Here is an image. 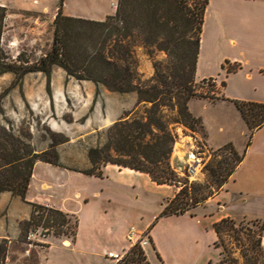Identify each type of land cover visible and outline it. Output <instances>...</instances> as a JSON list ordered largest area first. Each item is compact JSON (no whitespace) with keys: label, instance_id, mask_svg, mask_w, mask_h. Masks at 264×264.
Here are the masks:
<instances>
[{"label":"crops","instance_id":"1","mask_svg":"<svg viewBox=\"0 0 264 264\" xmlns=\"http://www.w3.org/2000/svg\"><path fill=\"white\" fill-rule=\"evenodd\" d=\"M117 4L114 3L113 12L91 15L77 9L70 11L64 4L63 13L104 20L116 12ZM211 77L217 80L216 96L264 102V0L209 1L195 78L198 82ZM44 84L42 82L41 88ZM97 88L93 81L70 77L60 66L53 68L50 97L56 117L48 122L69 140L57 147L60 165L36 162L25 199L9 191L0 193V238L10 242L18 239L20 221L30 218V202H37L75 214L79 219L76 238H69L70 244L61 243L64 255L48 258L58 241L51 238L47 255L41 258L43 264H115L113 256H123L133 246L128 238L132 226L149 238V244L143 248L149 264H153V259L148 248L159 264H215L221 259L220 250L214 244L218 239L212 227L216 221L227 216L264 220V125L253 131L248 144L249 126L235 103L228 99H203L205 106L208 103L225 105L232 114L229 124L219 126L218 141H212L204 125L206 141L215 149L232 142L238 151L244 152V157L223 188L206 200L195 215L161 216L176 191L172 185L158 184L146 172L113 163L103 167V176L83 172L92 167L90 147L105 142L99 133L138 103L136 92L120 93L122 104L111 114L108 98L116 94L100 85V95L94 103ZM28 98L32 108L37 109V99ZM69 101L73 106L70 122L64 119ZM237 127L243 138L241 144L233 135ZM184 128H177L181 134L177 144L189 151L191 139L202 138V135L185 133ZM40 165H46L44 171L47 172L64 169V180L49 178L48 174L39 177ZM36 179L41 188H36ZM58 186L64 187V193L54 191ZM262 247L264 249V234Z\"/></svg>","mask_w":264,"mask_h":264},{"label":"trees","instance_id":"2","mask_svg":"<svg viewBox=\"0 0 264 264\" xmlns=\"http://www.w3.org/2000/svg\"><path fill=\"white\" fill-rule=\"evenodd\" d=\"M209 1L118 0L114 14L104 20H92L65 15L64 0H59L51 50L31 64L12 61L2 65L0 62V73H15L22 89L26 74L43 72L51 94L52 70L57 65L68 76L90 80L97 85L94 103L100 95V85L119 93L136 92L138 105L144 104V109L142 112H137V109L127 112L125 117L107 128L105 142L90 147L92 167L83 172L103 176V167L113 163L146 172L158 184H173L177 179V172L171 164L178 140L176 129L184 126L192 134L204 129L202 118L190 109L189 103L194 97L222 98L234 102L249 126L248 144L253 131L264 125V102L208 96L198 93L195 88L196 64ZM138 42L143 44L152 59L154 74L149 78H144L138 69L135 52ZM156 48L167 54L166 61L154 58ZM22 94L27 101L23 89ZM5 96V92L0 94V114L6 117ZM6 120L9 126L0 124V193L9 191L25 199L36 162L60 165L57 147L69 138L49 127L50 144L41 151L32 144L30 131L17 133L11 121ZM214 156L221 158L206 163V182H193L177 190L161 216L195 215L193 209L223 188L243 160L244 152L239 153L229 142L220 147ZM30 204V218L19 223L22 242L30 243L27 237L38 228L43 229L44 236L52 234L57 239L62 236L76 238L79 219L75 214L37 202ZM213 226L218 236L215 246L222 247L221 259L215 264L239 263V259L233 258L223 244V235L227 232H232L240 243L244 264H264L261 258L264 256V220L250 219L246 225L227 216ZM241 233L246 234L245 240ZM9 243V239L0 238V264H8ZM136 249L142 257L140 259L145 260V252L140 246L134 245L130 251Z\"/></svg>","mask_w":264,"mask_h":264},{"label":"rangeland","instance_id":"3","mask_svg":"<svg viewBox=\"0 0 264 264\" xmlns=\"http://www.w3.org/2000/svg\"><path fill=\"white\" fill-rule=\"evenodd\" d=\"M115 2H118V0H64L65 6H67V9L70 11H72V9H77L76 11H81L80 13L90 15L104 11L113 12ZM58 3L59 0H0V62L2 65L12 61L17 64H31L39 60L42 56H45L46 53L51 50L55 35L56 16L54 17V15L58 11L56 10ZM135 52L138 58L139 71L142 73L144 78L151 77L154 74L152 59L148 56L146 48L141 42H138L135 46ZM154 58L166 61L167 54L156 48ZM27 60L28 62L26 63L25 61ZM54 67L58 66L56 65ZM42 82H45L42 87L43 89L41 88ZM20 83L21 81L17 79L15 73H0V94L4 92L6 93L3 100L6 117L0 114V124L9 126V123L6 120V118H8L17 133L19 131H30L32 133V144L36 149L42 150L50 144L51 132L49 131V127L54 130L48 120L54 121V117H56L55 109L52 105L50 97L51 94L48 92L47 88V78L43 72H30L24 76L22 80V89L28 104L23 97ZM194 85L197 92L200 94H206L208 96H216L217 94V87L215 84L206 85L202 81H195ZM114 93L116 95L108 98V105L110 107L111 114L116 113L122 104L121 97H119L121 94L119 92ZM28 96L32 99H37V102L35 103L37 109L32 108ZM207 98L208 97L205 96L194 97L190 102V109L194 115L196 114L202 117L204 125L209 132L212 141H218L221 137L219 126L229 124L232 121V114L225 108V105L223 107V105L220 104L216 105L208 103L205 106L203 104V99ZM72 108V102L69 101V108L64 114V119L69 122L73 119ZM136 109L137 112H142L144 104L141 103L138 105V103H136L134 108L130 111ZM80 110H82V106L80 107ZM123 117H125V115ZM94 122H96V120ZM108 127L104 128L101 134L99 133V135H103L105 139ZM176 131L178 133V140H180L181 134L178 129H176ZM184 132L192 134L185 128ZM197 132L202 135V139L207 146V148L204 146L201 148V151L205 152L201 154L204 157L205 163L213 160L214 158H221L220 156H214V153H216L219 148L215 149L210 147L206 141L205 130L199 129ZM229 132L230 130H228V133ZM233 135H235L238 143L241 144L243 142V138L240 134H238V127L237 130H233ZM175 145L177 146H175V151L171 156V164L175 167L178 165L183 166L187 159L188 150L186 151L183 145L179 143ZM197 145L202 146V143L199 144V142H197ZM238 152L241 153L240 151ZM44 166L46 165H40L38 168V176L48 174L49 178L56 177L59 180H64V169H55L56 171L47 172L44 171ZM177 179L187 181L186 177L179 173L177 174ZM206 180L207 173L205 168H203L202 172L198 175L197 179H194L193 182L205 183ZM34 182L37 189L41 188V183L38 179L34 180ZM169 185H172L173 190L177 191L176 186L173 184ZM54 191H56L57 194H62L64 193V187L58 186ZM204 204L205 202H202L199 206H197V208L193 209V211L197 213L200 206H203ZM200 211H203V209ZM249 220L250 218L237 219L238 222L243 221L246 225ZM212 227L215 231L214 226ZM42 232V228H38L37 230L30 232V237H27V240H29L30 243L22 242L20 240V236L18 239L10 242L7 257L8 264H43L41 258L46 257L50 239L55 236L52 234L44 236ZM241 237L245 240L246 234L241 233ZM68 239L69 237L67 236L60 237L58 241H56L53 248L49 251L48 258H60V256L64 255V247L61 246V243L66 244V242L69 241ZM217 240L218 239H216V241ZM223 240V244L227 246L231 256L239 259L238 264H244L240 243H238V240L233 233H225L223 235ZM216 248H218L220 250L219 252H221L222 247ZM148 251L149 255L153 259V264H159L153 256L152 250L148 248ZM140 258L142 257L139 256V250L136 249L130 251V253H125L122 260L117 264H149L146 259L141 260ZM261 258L264 259V256H261Z\"/></svg>","mask_w":264,"mask_h":264},{"label":"built area","instance_id":"4","mask_svg":"<svg viewBox=\"0 0 264 264\" xmlns=\"http://www.w3.org/2000/svg\"><path fill=\"white\" fill-rule=\"evenodd\" d=\"M216 81H217L216 78L211 77V78H206L202 82L205 83L206 85L208 84L216 85ZM195 133H193L192 135H195ZM191 140L192 141L190 143L185 164L183 166L178 165L177 167L172 166L174 170L177 172V174L179 173L184 177H186L187 179V181H182L179 179L173 181V185L177 187V190H180L186 185H191V183H193L194 179H197L198 175L202 172L203 168H205L206 165L204 161V157L201 155L202 153H205L204 151H201V148L203 146L207 148L204 140L202 138H198L197 136H194ZM197 142H199V144L202 143V146L197 145ZM175 148L176 147H174V151ZM128 238L133 244V246L138 245L141 248H144L150 242L148 236L144 232L138 230L136 226H132L130 228ZM113 257L116 260V264L120 262L123 258V256H119V255H114Z\"/></svg>","mask_w":264,"mask_h":264},{"label":"bare ground","instance_id":"5","mask_svg":"<svg viewBox=\"0 0 264 264\" xmlns=\"http://www.w3.org/2000/svg\"><path fill=\"white\" fill-rule=\"evenodd\" d=\"M66 244H70L69 241H67Z\"/></svg>","mask_w":264,"mask_h":264}]
</instances>
